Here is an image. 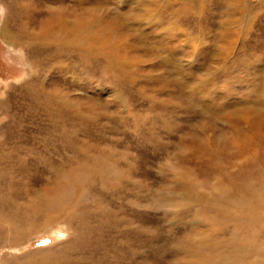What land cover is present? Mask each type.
I'll use <instances>...</instances> for the list:
<instances>
[{
	"label": "rangeland",
	"instance_id": "1",
	"mask_svg": "<svg viewBox=\"0 0 264 264\" xmlns=\"http://www.w3.org/2000/svg\"><path fill=\"white\" fill-rule=\"evenodd\" d=\"M227 260L264 264V0H0V264Z\"/></svg>",
	"mask_w": 264,
	"mask_h": 264
},
{
	"label": "bare ground",
	"instance_id": "2",
	"mask_svg": "<svg viewBox=\"0 0 264 264\" xmlns=\"http://www.w3.org/2000/svg\"><path fill=\"white\" fill-rule=\"evenodd\" d=\"M50 22H51V21H50ZM55 23H56V22H55ZM47 25H50V23L47 24ZM58 25H59V24H58ZM55 26H56V25H55ZM50 27H51V26H50ZM4 33H5V32H4ZM9 41H10V40H9ZM232 251H233V250H232ZM206 260H207V258H206ZM229 261L233 262L234 260L232 261V260L230 259ZM229 261L227 260L226 262H228V263H226V262H221L220 264H231ZM238 261H239V260H238ZM255 261H256V260H255ZM255 261H254V263L257 264ZM239 262H240V261H239ZM239 262H238V263H239ZM215 263H216V262H215ZM239 264H241V263H239ZM245 264H246V263H245Z\"/></svg>",
	"mask_w": 264,
	"mask_h": 264
}]
</instances>
